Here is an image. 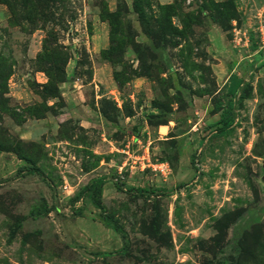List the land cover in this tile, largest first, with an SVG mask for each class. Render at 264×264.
Listing matches in <instances>:
<instances>
[{
	"label": "rangeland",
	"instance_id": "obj_1",
	"mask_svg": "<svg viewBox=\"0 0 264 264\" xmlns=\"http://www.w3.org/2000/svg\"><path fill=\"white\" fill-rule=\"evenodd\" d=\"M0 264H264V0H0Z\"/></svg>",
	"mask_w": 264,
	"mask_h": 264
},
{
	"label": "trees",
	"instance_id": "obj_2",
	"mask_svg": "<svg viewBox=\"0 0 264 264\" xmlns=\"http://www.w3.org/2000/svg\"><path fill=\"white\" fill-rule=\"evenodd\" d=\"M240 84H241L240 78H237L236 76L233 77V80L229 87V94L231 97H234L236 95L238 88L240 87ZM230 105H231V102L229 101V106ZM229 106L224 108L225 111L222 112L220 120H219L223 124V127L228 126L230 121L232 120ZM103 185H104V179L99 178V179L92 181L89 185L85 186V189L88 191L89 197L92 203L97 208H101V189Z\"/></svg>",
	"mask_w": 264,
	"mask_h": 264
}]
</instances>
